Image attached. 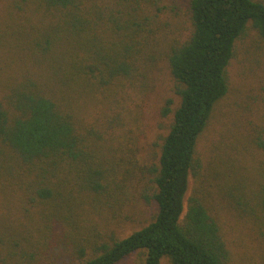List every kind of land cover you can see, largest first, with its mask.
Returning a JSON list of instances; mask_svg holds the SVG:
<instances>
[{
	"label": "trees",
	"instance_id": "1",
	"mask_svg": "<svg viewBox=\"0 0 264 264\" xmlns=\"http://www.w3.org/2000/svg\"><path fill=\"white\" fill-rule=\"evenodd\" d=\"M42 1L55 19L35 44L68 81L58 84L70 92L94 79L104 87L132 77L140 59L149 62V46L151 66L163 54L156 50L154 24L166 9L165 0ZM188 11L189 38L164 54L180 103L173 112L168 99L163 109V116L173 112V122L152 165L154 190L144 195L157 211L148 225L127 237L87 245L70 215L73 199L64 188L72 177L99 200L109 196L116 177L93 167L74 116L59 98L48 94L47 86L28 84L9 96L13 111L0 101V145L5 147L0 148V264H75L59 260V248L70 249L82 260L78 264H118L134 253L144 255L141 264H162L164 258L171 264L229 263L219 220L204 197L197 146L216 104L229 92L227 68L236 41L249 26L264 40V0H189ZM255 144L264 151L263 133ZM220 161L221 154L208 172L228 176L218 183L227 192L233 173L220 169ZM232 183L240 194L229 193L230 206L249 219L264 244V166L253 183L245 177H232ZM6 184L15 187L10 199L18 196V206L3 197ZM91 244L94 255L84 259Z\"/></svg>",
	"mask_w": 264,
	"mask_h": 264
},
{
	"label": "rangeland",
	"instance_id": "2",
	"mask_svg": "<svg viewBox=\"0 0 264 264\" xmlns=\"http://www.w3.org/2000/svg\"><path fill=\"white\" fill-rule=\"evenodd\" d=\"M165 3L160 21L154 24L155 37L158 36L156 50L160 47L163 54L153 66L149 46V62L143 64V58L140 59L132 77L116 79L114 84L104 87L96 86L94 79L89 86L70 92L58 84L65 77L61 78V72L51 66L35 44L41 31L53 23L54 13L46 10L42 0H0V101L13 111L9 96L14 90L28 84L47 86L45 91L55 94L64 109L73 114L93 167L116 177L109 196L102 200L82 189L76 178L72 177L65 185L64 190L73 199L74 213L70 215L80 225L87 245L127 237L148 225L157 211L155 203L144 195H151L154 190L152 165L158 163L163 139L180 103L178 83L164 54L173 43L187 40L192 28L189 0H165ZM227 77L229 92L216 104L197 146V157L204 166L201 172L207 189L204 197L219 220L230 253L228 264H264L262 239L249 219L230 206L233 200L229 198V193L240 194L232 177L239 180L245 177L253 183L264 166V151L255 144L256 137L264 134V40L250 26L236 41ZM168 99L173 100V112L163 116ZM0 148L5 149L3 145ZM219 154L222 157L219 168L233 173L227 192L218 183L228 176L208 172L209 163H214ZM6 156H9L7 149ZM193 186L191 178L188 195ZM14 189L6 184L3 197L18 206V196L10 199ZM186 208L187 205L185 212ZM89 247L84 259L94 255L93 244ZM57 251L63 262H82L70 249ZM143 260L142 253H134L118 264H141ZM162 264L171 262L164 258Z\"/></svg>",
	"mask_w": 264,
	"mask_h": 264
}]
</instances>
